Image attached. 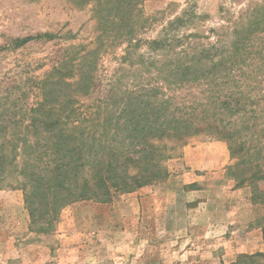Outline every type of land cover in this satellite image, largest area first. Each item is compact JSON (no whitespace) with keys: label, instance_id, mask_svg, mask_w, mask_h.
<instances>
[{"label":"trees","instance_id":"1","mask_svg":"<svg viewBox=\"0 0 264 264\" xmlns=\"http://www.w3.org/2000/svg\"><path fill=\"white\" fill-rule=\"evenodd\" d=\"M70 1L91 4L94 41L61 47L50 69L29 81L36 103L25 108L18 98L1 114L7 124L0 123V184L15 175L34 227L60 205L105 202L165 177L170 143L203 132L227 141L238 184L250 183L264 205L258 187L264 183L263 6L205 30L207 15L190 2L157 37L144 39L139 32L153 20L142 9L146 0ZM43 38L61 35L17 38L12 47ZM123 43L121 64L138 65L135 75H152L154 83L124 88L123 73H114L106 98L95 110L85 108L80 97L94 95L100 85L99 60Z\"/></svg>","mask_w":264,"mask_h":264},{"label":"rangeland","instance_id":"2","mask_svg":"<svg viewBox=\"0 0 264 264\" xmlns=\"http://www.w3.org/2000/svg\"><path fill=\"white\" fill-rule=\"evenodd\" d=\"M190 2L207 15L205 30L219 29L245 9L264 8V0H146L142 9L153 20L139 35L157 37ZM95 27L91 4L0 0V123L7 124L1 114L9 113L18 98L25 108L36 103L30 79L50 69L61 47L94 41ZM40 33L61 38L12 47L15 39ZM126 45L101 57L100 85L94 95L80 97L84 107L95 110L106 98L114 73H123L124 88L154 83L152 75H135L138 65L121 64ZM170 146L165 177L105 202L60 205L53 217L42 216L38 227L15 175H7L0 184V264H264V205L253 197L250 183L238 184L227 141L203 132ZM252 255L257 257L247 258Z\"/></svg>","mask_w":264,"mask_h":264}]
</instances>
